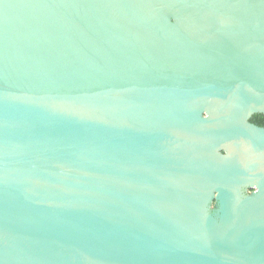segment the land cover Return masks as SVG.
<instances>
[{
  "label": "water",
  "instance_id": "obj_1",
  "mask_svg": "<svg viewBox=\"0 0 264 264\" xmlns=\"http://www.w3.org/2000/svg\"><path fill=\"white\" fill-rule=\"evenodd\" d=\"M257 114L264 0H0V264H264Z\"/></svg>",
  "mask_w": 264,
  "mask_h": 264
},
{
  "label": "trees",
  "instance_id": "obj_2",
  "mask_svg": "<svg viewBox=\"0 0 264 264\" xmlns=\"http://www.w3.org/2000/svg\"><path fill=\"white\" fill-rule=\"evenodd\" d=\"M251 122L257 126L264 127V115L257 114L251 118Z\"/></svg>",
  "mask_w": 264,
  "mask_h": 264
},
{
  "label": "rangeland",
  "instance_id": "obj_3",
  "mask_svg": "<svg viewBox=\"0 0 264 264\" xmlns=\"http://www.w3.org/2000/svg\"><path fill=\"white\" fill-rule=\"evenodd\" d=\"M247 194L251 195L253 194V191H249ZM216 210H217V203H216V200L214 199L209 206V213L216 214Z\"/></svg>",
  "mask_w": 264,
  "mask_h": 264
},
{
  "label": "flooded vegetation",
  "instance_id": "obj_4",
  "mask_svg": "<svg viewBox=\"0 0 264 264\" xmlns=\"http://www.w3.org/2000/svg\"><path fill=\"white\" fill-rule=\"evenodd\" d=\"M264 128V127H263Z\"/></svg>",
  "mask_w": 264,
  "mask_h": 264
}]
</instances>
